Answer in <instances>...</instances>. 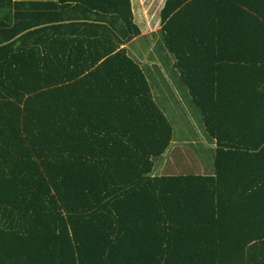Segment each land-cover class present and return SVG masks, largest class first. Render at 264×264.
Wrapping results in <instances>:
<instances>
[{"label":"trees","instance_id":"obj_1","mask_svg":"<svg viewBox=\"0 0 264 264\" xmlns=\"http://www.w3.org/2000/svg\"><path fill=\"white\" fill-rule=\"evenodd\" d=\"M160 18L212 174L156 170L173 128L123 47L131 0H0V264H264V0Z\"/></svg>","mask_w":264,"mask_h":264},{"label":"rangeland","instance_id":"obj_2","mask_svg":"<svg viewBox=\"0 0 264 264\" xmlns=\"http://www.w3.org/2000/svg\"><path fill=\"white\" fill-rule=\"evenodd\" d=\"M164 1L131 0L134 21L142 32L129 43V55L145 69L153 95L165 111L173 136L177 138L178 144L170 146L157 159V172L160 175L204 174L209 171L208 160L214 149L210 148V139L206 136L197 106L173 69L175 58L164 47L159 13Z\"/></svg>","mask_w":264,"mask_h":264},{"label":"crops","instance_id":"obj_3","mask_svg":"<svg viewBox=\"0 0 264 264\" xmlns=\"http://www.w3.org/2000/svg\"><path fill=\"white\" fill-rule=\"evenodd\" d=\"M15 1H30V2H35V1H42V2H55V1H57V0H15ZM165 2V1H164ZM164 2H163V4H164ZM163 4H162V6H163ZM61 16H65L66 15V13H64V11H63V9H61ZM160 13V12H159ZM71 21H72V19H66V20H61V21H58V23H60V25H61V27L60 28H58V33L59 32H61V34H60V36H63V35H68V36H70V37H73V33H71L73 30H74V26L73 25H71L70 23H71ZM141 32H142V30H141ZM72 34V35H71ZM74 37H76V35H74ZM73 37V38H74ZM134 40V39H133ZM133 40H131V41H133ZM130 41V42H131ZM130 42H128V43H126L123 47L125 48V50H126V52H127V54L129 55V50H128V46H129V43ZM130 56V55H129ZM131 57V56H130ZM254 67V68H253ZM155 68H157V67H155ZM154 68V69H155ZM251 68H252V71H250V74H249V79H251V80H254L255 79V77H257V74L259 73V66H251ZM173 69L176 71V73H177V78H178V80H180L181 81V76H180V73H179V71H178V69L175 67V59H174V64H173ZM143 70H145V69H143ZM144 72H146V71H144ZM253 73H257V74H253ZM146 75H147V73H146ZM256 81V80H255ZM151 86V85H150ZM152 88V87H151ZM152 90V89H151ZM235 90V89H234ZM226 92H230V90H228V89H226L225 90ZM189 92V91H188ZM152 94H153V92H152ZM153 97H154V95H153ZM154 99H155V101L157 102V98H155L154 97ZM158 103V102H157ZM159 105V104H158ZM160 106V105H159ZM162 109V108H161ZM163 112L165 113V111L163 110ZM166 114V113H165ZM167 116V115H166ZM202 124H203V121H202ZM203 127H204V124H203ZM205 130V129H204ZM206 136L210 139V148H213L214 149V153H213V155H212V158L210 159V160H208L209 162H210V167H209V171L207 172V173H204L203 175H207V174H212V172H213V157H214V154H215V148H216V145H215V143H216V140L215 139H213V138H211L210 137V135L208 134V132H206ZM235 139H237L238 140V142H240L241 143V141H242V138H235L234 137V140ZM177 138H174V136H173V140H172V143L170 144V146H175L176 144H178L177 142ZM232 141H233V139H232ZM175 144V145H174ZM170 146H169V148H170ZM168 148V149H169ZM243 186H242V184H240V189H243L242 188ZM236 197H238V196H236ZM236 199H238V198H236ZM251 197H250V200L249 201H251ZM255 199V198H254ZM251 215V214H250ZM256 218H254V217H252V215H251V217H250V219L249 218H247L246 219V221H248L249 220V222H248V224H250L253 220H255Z\"/></svg>","mask_w":264,"mask_h":264}]
</instances>
